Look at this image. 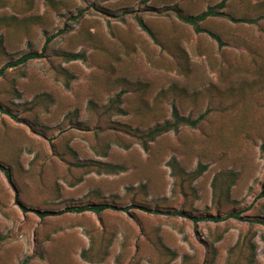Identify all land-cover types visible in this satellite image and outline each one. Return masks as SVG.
Here are the masks:
<instances>
[{
    "label": "rangeland",
    "instance_id": "1",
    "mask_svg": "<svg viewBox=\"0 0 264 264\" xmlns=\"http://www.w3.org/2000/svg\"><path fill=\"white\" fill-rule=\"evenodd\" d=\"M218 1L0 0V68L53 35L0 75V264H264V19H207L219 45L171 10ZM224 11L256 18L264 0ZM173 105L205 116L143 150L138 132ZM171 157L203 170L179 185ZM85 204L116 208L66 210Z\"/></svg>",
    "mask_w": 264,
    "mask_h": 264
},
{
    "label": "trees",
    "instance_id": "2",
    "mask_svg": "<svg viewBox=\"0 0 264 264\" xmlns=\"http://www.w3.org/2000/svg\"><path fill=\"white\" fill-rule=\"evenodd\" d=\"M228 0H219L217 3H214L213 5H209L205 8V10L197 13V14H187L184 13L183 11H181L176 5H173L171 10L174 13V15L176 16L177 19H179L181 22L190 25L193 30L196 33H201V32H205L207 33L210 37H212L213 39H215L217 41V43L219 45L222 44L220 38L214 34L213 32L210 31H205L202 27L201 24L206 21L209 18H213V17H225L228 20L234 22V23H250V24H256L258 23L260 20L264 19V14L257 16L256 18H236L233 17L229 14H226L224 9L227 5ZM75 18V17H74ZM72 18V19H74ZM136 21L138 23V25L146 32L148 33L152 38H154L152 32L150 31V29L145 25V23L142 21V19H140L139 17H136ZM53 37V35L46 37L42 50L40 53H36V52H27L25 54H22L21 56H19L16 59L13 60H9L7 61L1 68H0V75H2L4 73V71L8 68H13V67H17L20 65L25 64L28 60L30 59H34V58H40L43 56V52L46 48V45L49 43V41L51 40V38ZM0 42H1V37H0ZM64 58L67 61H73V60H77V59H83V55L80 53H65L64 54ZM65 85L67 86L68 83H65ZM119 98H120V94H117L115 96V98L108 104L107 106V110H113L116 113H121L123 112L120 109V102H119ZM205 114H201L199 115L197 118L195 119H191L188 117H183L181 115H179L177 109L175 108V106H172V110H171V119L170 120H165L162 123H157L154 126L148 128L146 131L144 132H138L137 134V141L140 144V146L142 147L143 150H148L149 148V143L153 142L157 137L166 134L170 131H177L178 128L180 126H190V127H195L203 118H204ZM89 165V163H85V165ZM93 165H96L95 163H90ZM170 171H171V176L177 180L179 182V185H183V183L185 181H191L194 178H196L201 170H203V167L199 166L195 172H193L190 175H186L181 168L179 167L177 160L175 159V157H171L168 162H167ZM86 165V166H87ZM0 170L4 173V175L7 177V179L10 176L9 170L4 167L3 165L0 164ZM98 172L101 171H105L108 173H114L118 170H120V166H112V165H103V164H97V169ZM216 180L217 177L214 179L213 181V185L214 187L216 186ZM23 209V207H21ZM116 208L115 206L109 205V204H85V205H78V206H72V207H67V211L69 212H74V213H82V212H86V211H90L93 213H100L103 210L106 209H114ZM143 210H149L146 207H140ZM126 210V209H125ZM35 213L40 217V218H44L46 216H49L50 213L47 210H34ZM174 214H181L180 212H174ZM230 215H234L236 216V214L234 213H229L227 216ZM215 220L218 219V217L214 218ZM251 257L253 258V256L251 255ZM250 258L246 263L244 264H252L253 263V259ZM29 258L26 257L22 260L21 264H28Z\"/></svg>",
    "mask_w": 264,
    "mask_h": 264
}]
</instances>
